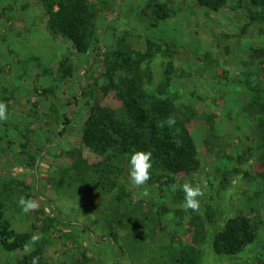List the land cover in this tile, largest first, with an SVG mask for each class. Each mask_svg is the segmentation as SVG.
<instances>
[{"label": "rangeland", "instance_id": "rangeland-1", "mask_svg": "<svg viewBox=\"0 0 264 264\" xmlns=\"http://www.w3.org/2000/svg\"><path fill=\"white\" fill-rule=\"evenodd\" d=\"M145 1L91 0L99 9L95 34L102 49L90 59L47 34L40 0H0V102L7 106V119L0 120V203L11 228L31 240L15 252L0 246V264H16L37 245L43 264H114L116 252L100 240L112 228L125 251L117 264H173L179 250L192 245L193 216L216 222L238 214L263 223L243 252L247 261L235 264H264V183L255 179L262 166L259 152H246L255 145L256 119L245 113L248 83L264 91V57H251L254 50L264 51V21L249 17L263 16L264 8L226 0L207 15L195 0H160L193 14L151 26L140 12ZM120 37L141 52L147 39L160 46L150 64L153 83L166 66L173 67L168 96L186 120L201 162L196 172L166 185L136 186L121 177L125 203L116 201V192H100L92 166L103 158L80 143L82 92L89 100L99 97L110 70L102 54L114 50ZM65 57L75 72L62 80L58 70ZM100 105L120 106L112 94ZM185 184L203 192L195 211L185 209ZM21 197L36 207L25 212ZM50 206L74 224L48 222ZM207 242L198 248L200 264H224L212 258Z\"/></svg>", "mask_w": 264, "mask_h": 264}, {"label": "trees", "instance_id": "trees-1", "mask_svg": "<svg viewBox=\"0 0 264 264\" xmlns=\"http://www.w3.org/2000/svg\"><path fill=\"white\" fill-rule=\"evenodd\" d=\"M40 1L46 15V31L51 38L69 42L74 54H89L90 59L99 56L102 49L101 37L95 34L99 9L91 0ZM195 2L207 15L218 12L226 5V0ZM248 2L254 7L264 8V0ZM140 12L151 26H156L176 14L192 13L160 0L145 1ZM249 17L253 22L264 21V15L250 14ZM158 51L160 46L151 39L146 40V48L141 52L133 49L124 37H120L114 50L102 54L110 70L106 84L100 88L99 97L89 100L82 92L86 113L81 124L80 143L83 148L103 158L92 166L97 187L108 197L116 192V201L119 203L127 202L120 178H130L129 158L133 151L152 152L153 167L150 170V179L146 182L149 185L173 183L178 175H191L201 165L186 120L177 112L168 96L171 77L175 72L173 67L166 66L162 70L161 79L156 84L153 83L150 64ZM253 55L251 57L261 59L264 51L254 50ZM70 61L69 57H65L59 64L58 74L62 80L73 77L75 66ZM248 88L251 98L246 104L245 113L256 119V125L253 130L255 145L246 152H259L262 169L256 172L255 179L264 183V91L250 83ZM108 94H112L118 101V109L100 105L101 99ZM210 129H213L212 125ZM115 160L120 161L121 166L112 165ZM50 215L46 218L48 222L74 224L63 219L51 206ZM116 223L120 226L122 222ZM262 223L258 216L242 214L216 222L209 215L206 221L193 216L190 222L194 229L192 245L182 247L173 264H200L202 251L198 248L205 241L209 243L214 260L224 264H235L238 260L245 262L247 257L244 258L243 252L258 238ZM48 227L49 225L44 230L47 231ZM100 240L107 241L113 247L116 252L114 264H117L125 254L117 230L110 229ZM30 241L27 233L11 228L0 203L2 249L15 252L24 249ZM16 264H43L42 246L37 245L33 251L18 259Z\"/></svg>", "mask_w": 264, "mask_h": 264}, {"label": "clouds", "instance_id": "clouds-1", "mask_svg": "<svg viewBox=\"0 0 264 264\" xmlns=\"http://www.w3.org/2000/svg\"><path fill=\"white\" fill-rule=\"evenodd\" d=\"M7 119V106L0 102V120ZM173 121H170V123ZM129 175L132 183L136 186L145 185L150 179V170L153 167V159L151 151H133L129 158ZM185 193V209L197 210L200 206V201L197 199L203 195L200 187H193L190 184L183 185ZM143 195L147 196V190H144ZM18 204L25 212L32 210L36 207V203L31 200H26L21 197ZM36 237H33L35 240Z\"/></svg>", "mask_w": 264, "mask_h": 264}]
</instances>
